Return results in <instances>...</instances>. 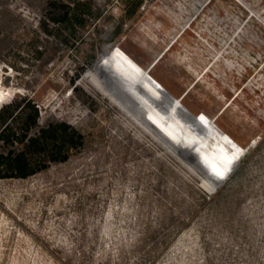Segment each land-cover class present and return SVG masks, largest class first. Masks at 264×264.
<instances>
[{"label":"rangeland","instance_id":"374dc122","mask_svg":"<svg viewBox=\"0 0 264 264\" xmlns=\"http://www.w3.org/2000/svg\"><path fill=\"white\" fill-rule=\"evenodd\" d=\"M50 2L86 3L84 25ZM192 4L0 0V108L29 98L41 127L84 136L65 162L0 177V264H264V0H198L203 40L182 32ZM116 42L145 68L159 58L151 74L187 109L252 144L231 172L198 161L97 75Z\"/></svg>","mask_w":264,"mask_h":264},{"label":"bare ground","instance_id":"6f19581e","mask_svg":"<svg viewBox=\"0 0 264 264\" xmlns=\"http://www.w3.org/2000/svg\"><path fill=\"white\" fill-rule=\"evenodd\" d=\"M94 69L103 81H108L119 90L138 112L182 142L198 161L210 164L223 175L231 172L252 146L241 145L207 113H193L187 109L182 98L167 90L119 43L110 46L96 60ZM9 94L10 91L0 85V103Z\"/></svg>","mask_w":264,"mask_h":264},{"label":"trees","instance_id":"16d2710c","mask_svg":"<svg viewBox=\"0 0 264 264\" xmlns=\"http://www.w3.org/2000/svg\"><path fill=\"white\" fill-rule=\"evenodd\" d=\"M139 6L140 2L132 13ZM50 7L63 10L62 22L73 20L79 25H84V15L90 11L84 2H77L75 9L63 2H50ZM51 20L55 22L58 18L52 15ZM38 121L39 108L32 99H17L0 108V142L14 148L0 152V177L26 179L48 169L51 162L67 161L71 151L84 145V136L70 124L49 122L41 127ZM34 129L37 133L32 134ZM16 144L21 149H15Z\"/></svg>","mask_w":264,"mask_h":264},{"label":"built area","instance_id":"2783aa9c","mask_svg":"<svg viewBox=\"0 0 264 264\" xmlns=\"http://www.w3.org/2000/svg\"><path fill=\"white\" fill-rule=\"evenodd\" d=\"M191 2L193 3L192 9H191V11H189V10L186 11V16H185V19L183 20L184 28L182 29V32L186 33L188 30H191V31H193L195 39L198 40V37H199L201 40H203L202 37L198 34V32L192 30V25L198 20L200 14L203 11V8L198 9V0H191ZM206 44H208V43H206ZM220 54L222 55V51ZM231 175H229L223 181L227 180Z\"/></svg>","mask_w":264,"mask_h":264},{"label":"water","instance_id":"95a60500","mask_svg":"<svg viewBox=\"0 0 264 264\" xmlns=\"http://www.w3.org/2000/svg\"><path fill=\"white\" fill-rule=\"evenodd\" d=\"M116 43H119V42H116ZM116 43H115V44H116ZM153 65H154V63L151 65V67H152ZM151 67H150V68H151ZM150 68H149V69H150ZM149 69H148V71H149ZM248 150H249V148H248ZM248 150H247V151H248Z\"/></svg>","mask_w":264,"mask_h":264},{"label":"crops","instance_id":"0c3cea01","mask_svg":"<svg viewBox=\"0 0 264 264\" xmlns=\"http://www.w3.org/2000/svg\"><path fill=\"white\" fill-rule=\"evenodd\" d=\"M158 57H161V55H160V56H158ZM158 59H159V58H158ZM158 59L154 61V64H155V63L158 61Z\"/></svg>","mask_w":264,"mask_h":264}]
</instances>
